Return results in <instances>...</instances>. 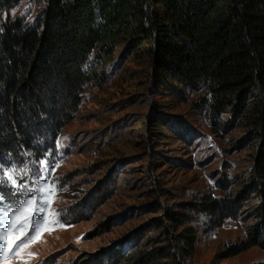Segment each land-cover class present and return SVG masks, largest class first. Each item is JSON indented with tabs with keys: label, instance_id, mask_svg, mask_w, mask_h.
Instances as JSON below:
<instances>
[{
	"label": "trees",
	"instance_id": "1",
	"mask_svg": "<svg viewBox=\"0 0 264 264\" xmlns=\"http://www.w3.org/2000/svg\"><path fill=\"white\" fill-rule=\"evenodd\" d=\"M36 1L27 21L13 13L20 0H0V161L43 160L121 44L148 58L155 82L201 91L197 104L212 117L240 113L254 140L236 187L183 203L154 200L153 217L78 264H191L200 214L217 227L251 220L217 259L264 250V0Z\"/></svg>",
	"mask_w": 264,
	"mask_h": 264
},
{
	"label": "rangeland",
	"instance_id": "2",
	"mask_svg": "<svg viewBox=\"0 0 264 264\" xmlns=\"http://www.w3.org/2000/svg\"><path fill=\"white\" fill-rule=\"evenodd\" d=\"M20 1L13 13L32 21L39 3ZM151 72L147 57L121 44L87 86L75 118L43 160L0 161V210L19 199L8 173H15L25 191L55 189L46 197L50 207L36 236L15 255L0 253V264H78L153 217L150 202L218 196L248 174L254 140L244 117L228 110L214 118L197 104L201 91L161 85ZM250 221L242 216L238 224L228 220L217 227L209 217H194L198 240L191 264H264V250L257 247L216 258L225 245L245 237ZM30 227L14 236L22 237ZM12 240L10 234L5 248Z\"/></svg>",
	"mask_w": 264,
	"mask_h": 264
},
{
	"label": "snow or ice",
	"instance_id": "3",
	"mask_svg": "<svg viewBox=\"0 0 264 264\" xmlns=\"http://www.w3.org/2000/svg\"><path fill=\"white\" fill-rule=\"evenodd\" d=\"M40 179L41 174L37 173L36 180L39 181ZM7 181L15 190L13 195L19 197V199L11 205L9 210H0V253L7 251L9 254L15 255L40 230L44 216L50 207V202L46 197L54 194L55 189L53 187L39 186L25 191V186L22 183H17L14 172L7 174ZM3 200L4 196L0 195V201ZM25 214L27 219L23 218ZM53 215H58L55 210H53ZM53 223H59V221L54 220ZM27 225H31V227L22 237L14 236V233L21 231ZM10 234L13 235V240L9 241V246L5 248L6 238Z\"/></svg>",
	"mask_w": 264,
	"mask_h": 264
}]
</instances>
